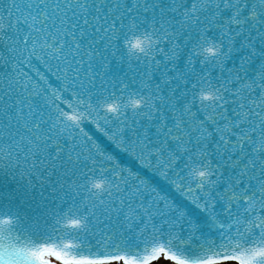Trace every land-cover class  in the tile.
I'll use <instances>...</instances> for the list:
<instances>
[{
	"label": "snow or ice",
	"instance_id": "snow-or-ice-1",
	"mask_svg": "<svg viewBox=\"0 0 264 264\" xmlns=\"http://www.w3.org/2000/svg\"><path fill=\"white\" fill-rule=\"evenodd\" d=\"M0 264H264V0H0Z\"/></svg>",
	"mask_w": 264,
	"mask_h": 264
}]
</instances>
